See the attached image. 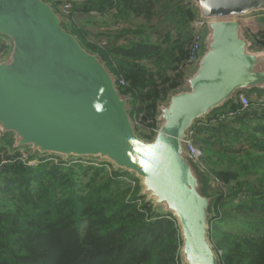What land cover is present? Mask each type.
Masks as SVG:
<instances>
[{
	"label": "trees",
	"instance_id": "1",
	"mask_svg": "<svg viewBox=\"0 0 264 264\" xmlns=\"http://www.w3.org/2000/svg\"><path fill=\"white\" fill-rule=\"evenodd\" d=\"M62 1L53 0L58 11ZM184 1L164 5L172 11L155 26L156 33H164L155 41L150 27L121 26L131 9L140 15L149 10L148 0L140 2V8L134 0L70 1L69 31L104 61L118 83L120 78L129 81L118 88L133 97L132 118L142 112L137 104L146 102L151 110L144 120L150 119L147 126L153 135L159 101L158 94L146 98L147 82L154 80L147 77L152 63L160 67L177 57L172 59L175 67L188 57L197 16L190 0ZM94 13L111 15L115 29L123 30L104 47L74 18L90 19ZM260 41L264 45V38ZM0 48L9 51L5 40ZM176 85L171 92L180 87ZM257 94L261 98L264 93ZM241 107L238 94L227 107L197 120L191 131L202 151L199 160L205 174L209 171L216 179L206 192L213 197L209 238L219 264H264V106L250 100L248 108L239 111ZM230 111L239 112L222 118ZM1 151L0 160L20 154L17 150L2 156ZM36 158L41 157L30 154V159ZM75 159L83 158L35 165L15 161L0 168V264H183L178 218L154 208L139 177L108 170L106 161L86 164Z\"/></svg>",
	"mask_w": 264,
	"mask_h": 264
},
{
	"label": "water",
	"instance_id": "2",
	"mask_svg": "<svg viewBox=\"0 0 264 264\" xmlns=\"http://www.w3.org/2000/svg\"><path fill=\"white\" fill-rule=\"evenodd\" d=\"M190 3L197 19L207 20L199 60L188 86L160 103L156 134L145 140L116 76L66 28L50 0H0V36L11 42L0 60V141L11 132L13 152L109 159L141 179L155 209L178 218L185 264H219L209 238L213 197L185 140L197 120L238 94L264 92V48L250 49L254 41L239 19L264 11V0Z\"/></svg>",
	"mask_w": 264,
	"mask_h": 264
},
{
	"label": "rangeland",
	"instance_id": "3",
	"mask_svg": "<svg viewBox=\"0 0 264 264\" xmlns=\"http://www.w3.org/2000/svg\"><path fill=\"white\" fill-rule=\"evenodd\" d=\"M70 1L71 0H63L58 5V7L62 8V6H63L62 3H64V2L72 5V3ZM81 1L82 0H73L74 3L81 2ZM50 2L53 4V2L51 0H50ZM136 7L140 8V2H138L136 4ZM157 12H159L160 14L168 13V8L164 9V7H161L157 10ZM92 16L93 17H90V19H86V17H84V16L75 15L74 18L81 27H84V29L89 32L88 36L94 42L99 43V42L104 40L108 43L109 41L114 40V37L116 34H120L121 32H123V30L121 28L114 30V28L112 27V26H115V24H113V21H111V20H115L114 18L113 19H112V17L107 18V16L103 17L97 13H94V15H92ZM262 16H264V11L260 10V11H254L252 13H249L248 15H243V17H241L245 21V23L249 22L250 27L253 26L252 23L257 24L258 32L254 36H251L249 34L250 37L254 41V46H251L250 49L254 50V51H259L262 48H264V45L260 41L264 38V20H260V17H262ZM62 17L65 21H68V16H62ZM128 18H126V21H128ZM86 21H89V22H86ZM126 23H127L126 26L130 27L129 23L128 22H126ZM130 24L134 25L133 27H135V28H140V20L139 19L134 20ZM65 26H66V28H68V24H65ZM141 26H143V25H141ZM145 26L148 27V25H145ZM192 27H193V25H192ZM150 28H152V26H150ZM255 30H256V28H255ZM194 33H195V29L193 27V38H192L191 43L188 45V57L184 63H179L178 65L173 67L172 66V59L177 58V57H173L171 59V61L164 62L163 65L160 67H158L157 64L152 63V67H151L152 73L151 74L149 73V71L146 70V74L149 73V76L147 78H150V79L153 78L154 79L153 82H147V89L145 90L146 98L153 99L154 94H158V101H159L158 104L160 105V103H164V105H167L169 95L172 93L171 91L173 90V84H177L176 86H180L179 88H183V87L188 86L186 78L192 72V71L189 72V69L192 68V70H195L196 66H197V64L192 66L188 62L190 47H191V44L194 40ZM2 40H5L6 43H8V44L11 43L9 40L0 36V41L2 42ZM8 47L10 48V45H8ZM5 57H6V50L3 48H0V60L4 59ZM170 64H171V67H173V68L168 67ZM136 66H138V65H136ZM128 83H129V81H127V84ZM168 93H170V94L167 96ZM244 93L249 97L250 100H254V102H256V100H258L257 91H244ZM122 95L129 97L128 106H129V109H132L133 104H132L131 100L133 99V97H131L130 94L122 93ZM263 97H264V94H263ZM137 105L140 106V109L142 110V112L140 113L139 116L132 118L135 129H136V133L140 137H142L143 139L150 140L148 137L155 136V135L152 134L153 130L147 126L150 119L144 120V118H145V116L148 115V112L151 109H147V104L145 101H140V103H138ZM158 113H159V106H158L157 116H158ZM208 117H206L205 119H202V120H206ZM157 129H158V125L156 128V131H157ZM9 134H11V132H8L7 137L5 139L2 138L1 139L2 141H0V150L3 149V151H1L2 156H6V153L7 154H14L15 152H17V150L13 152L12 148H10V146H8V144H7L8 137L10 136ZM191 134H192V138H193V132L192 131H191ZM193 140H194V138H193ZM24 149H28V148L24 147ZM24 149H22V150H24ZM27 152H29V151H27ZM39 156H43V155H39ZM58 158L61 160L63 159V157H58ZM87 160L88 161L91 160L95 164H98V163H101L104 161L109 162L110 165H108L106 167L108 170H111L113 168H117L115 166V164L113 162L109 161V159H107V158H102V157L97 156V157H93L90 159L87 158ZM70 163H67L66 165H70ZM55 164H57V163H55ZM204 166H205L204 164L198 165L199 169L201 170V173L203 174L204 182L207 183V187L208 186L215 187V182H216L215 180L216 179L214 178V176L211 173H209V171H208V174L207 173L205 174V172H207V171L205 170L206 166L205 167ZM208 175H209V177H208ZM158 208L161 212H165L162 207H158ZM185 261L186 260L183 258L182 263L185 264Z\"/></svg>",
	"mask_w": 264,
	"mask_h": 264
},
{
	"label": "built area",
	"instance_id": "4",
	"mask_svg": "<svg viewBox=\"0 0 264 264\" xmlns=\"http://www.w3.org/2000/svg\"><path fill=\"white\" fill-rule=\"evenodd\" d=\"M62 4H63L62 8H59L61 15L62 16H69V14L71 12L72 5H70L69 3H66V2H64ZM206 24H207V20H205V19H195L194 23L192 24L194 29H195V33H194V40H193L191 47H190V53H189V58H188V62L192 66L195 65L197 63V61L199 60L201 41H202V37L204 34L203 31H204V28L206 27ZM6 44L9 45L8 43H6ZM99 45L104 47L107 45V42L103 40V41L99 42ZM118 84L121 86H124L127 84V82L125 79L120 78L119 83L117 82V85ZM239 100L242 104V107L239 109V111L244 110L250 106V99L245 93L239 94ZM257 104L264 106V97L258 98ZM239 111H230L227 114L222 115V118L234 117ZM185 143H186V148H187V151H188L190 157L194 161H197L201 164L199 159L202 155V151L194 143L191 131L189 132L188 137L185 140ZM19 152H20V154L14 155L13 158H10V159L9 158H2V160H0V168L4 164L10 163V162H15V161H21V162H23L25 164H29V165H35V164L42 162V161H44V162L45 161H51V162H55V163L59 162V158L57 156H54V155H43V156H40L41 158H38V159H42V160H38L37 158L36 159H30V153L25 151V150L21 149V150H19ZM76 161L86 163V164H92V161H90V160L88 161L87 158L75 159L74 162H76Z\"/></svg>",
	"mask_w": 264,
	"mask_h": 264
},
{
	"label": "crops",
	"instance_id": "5",
	"mask_svg": "<svg viewBox=\"0 0 264 264\" xmlns=\"http://www.w3.org/2000/svg\"><path fill=\"white\" fill-rule=\"evenodd\" d=\"M147 0H134V5L136 6V4L138 2H145ZM149 2V6L150 9L146 10V12H143L141 15L138 13H135L132 9L130 10V16L128 18V23L129 26H134L131 25L130 23H132L134 20L139 19L140 20V26L143 25H148V27L152 26V32L150 33L152 39L155 41L158 38H161L163 34H158L155 31V26H161V22L165 21V19L167 18V16L171 13V7H169V5H166V7H164L165 4L168 3V0H148ZM185 3H187V0L184 1ZM161 7H164V9L168 8V13L165 14H160L159 12H157V10ZM112 17L111 15H108L107 18ZM113 19V18H112ZM197 19V18H196ZM240 21L242 22V24L245 26L246 30L248 31V34H250L251 36H254L257 32H258V27L257 24H253L252 23V27L249 26V22L245 23V21L242 18H239ZM114 23V20H111ZM126 20H124V22L122 21L121 26L124 27H128L126 26L127 23L125 22ZM194 23V21L192 22V24ZM251 24V23H250ZM113 25V24H112ZM115 30V26H112ZM256 28V30H255ZM193 71L192 68L189 69V72Z\"/></svg>",
	"mask_w": 264,
	"mask_h": 264
}]
</instances>
